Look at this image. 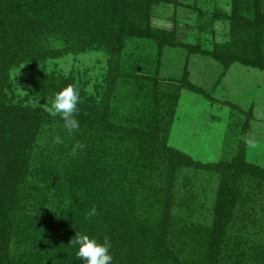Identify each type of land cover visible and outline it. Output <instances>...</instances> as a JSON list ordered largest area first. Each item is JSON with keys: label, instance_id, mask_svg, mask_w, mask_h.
<instances>
[{"label": "rangeland", "instance_id": "rangeland-1", "mask_svg": "<svg viewBox=\"0 0 264 264\" xmlns=\"http://www.w3.org/2000/svg\"><path fill=\"white\" fill-rule=\"evenodd\" d=\"M238 1L239 10L232 0L129 6L128 17L140 26L146 18L153 34L126 35L119 46L96 31L91 6L82 7L92 25L86 35L62 33L75 24L72 5L28 20L36 28L20 60L0 59V100L47 115L28 153L8 264H82L70 243L80 223L71 195H99L111 184L109 203L124 201V219L146 225L148 247L135 245L143 264H264V67L236 59L249 58L239 45L254 31L228 18L234 9L241 19L264 13V0ZM69 84L81 97L73 133L50 111ZM77 142L85 148L74 157ZM177 151L186 163L171 158ZM226 192L231 218L214 243L215 207ZM113 256V264H133Z\"/></svg>", "mask_w": 264, "mask_h": 264}, {"label": "trees", "instance_id": "trees-1", "mask_svg": "<svg viewBox=\"0 0 264 264\" xmlns=\"http://www.w3.org/2000/svg\"><path fill=\"white\" fill-rule=\"evenodd\" d=\"M149 1L0 0V59L11 58L10 61H13V59L20 60L23 55L22 52L28 48L25 43L28 33L30 34L36 28L28 20L31 21L34 18L35 21H38L39 15H42L43 11L46 13L49 9L51 11L53 6L65 7L72 5L74 7L70 8H72L73 15L76 18L75 24H73V28L69 27L62 32L66 33L67 36L69 35V37L81 36V34L86 35L92 25H96V31L99 34L109 35L114 46H119L126 35H152V28L148 25L146 18L144 20L145 25L140 26L135 23V20L128 17L129 6L133 8L132 6L143 5L144 8H147ZM232 1L236 9L239 10L241 3L238 0ZM85 6H91L90 13L92 19H94V24L90 26L87 23L88 15L83 12L82 7ZM237 10L234 9L232 15L228 17L231 24H243L244 29L250 27L253 29L254 34L253 38L245 36L239 45L242 51L241 54L244 56L245 53L249 58L235 57L243 63L264 67V13H260L256 9L253 11L251 18L243 17L241 19ZM220 15L225 16V14ZM12 22L16 26L10 24ZM217 50L219 49H213L212 52L217 53ZM232 53L237 55V51ZM5 64H7V61ZM46 115L45 109L43 110L40 107L13 102L6 103L4 100H0V264L9 263L6 255V244L10 234L9 230L13 223V212L22 204V197L19 196V193L21 183L24 182L27 176L28 153L35 139L36 127ZM97 121L105 122L103 113L98 116ZM141 136H145V133L142 132ZM170 156L177 161L187 162L186 157L178 151L170 154ZM111 185H105L99 189V195L90 196V193H88L89 196L83 195L84 198H80L79 195H71L75 206L72 213L75 216L74 222L76 220L80 222L72 230L71 236L76 235V232H84L83 229H85L87 234L100 240L104 236H108L112 242L111 251L113 255L120 258V256L125 254V263L143 264L145 260L142 256L143 254H138L139 252L136 251L135 245L141 242V249L148 247V242H145L147 240H145V237L144 239L142 238L145 235L146 225L144 222L140 223L131 218L124 219L122 216L124 201L121 203H109L113 200L110 196ZM122 192H125V189H122ZM231 195V193L226 192L222 193L220 198H218L215 207L216 216L213 220L211 233L212 242L214 243L221 234L220 230L222 231L223 226L231 218V199L233 198H230ZM90 200L97 208L98 215L84 224V213H87L85 212L86 203ZM117 248L119 249L116 250Z\"/></svg>", "mask_w": 264, "mask_h": 264}, {"label": "clouds", "instance_id": "clouds-1", "mask_svg": "<svg viewBox=\"0 0 264 264\" xmlns=\"http://www.w3.org/2000/svg\"><path fill=\"white\" fill-rule=\"evenodd\" d=\"M80 99L78 86L69 84L55 93L51 104L50 111L53 115L62 119L63 126L69 133L80 129V122L76 115ZM54 142L59 144L63 140L60 136H55ZM84 148L85 145L81 142L73 144L71 148L72 156L75 157ZM97 215V208L93 206L87 213V219L90 220ZM74 237L75 239L70 240V243L76 248V259L82 261V264H113L112 242L108 236H104L100 240L95 236L88 235L86 232H76Z\"/></svg>", "mask_w": 264, "mask_h": 264}]
</instances>
